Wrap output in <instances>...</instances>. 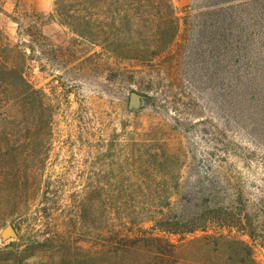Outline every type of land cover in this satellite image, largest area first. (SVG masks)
Wrapping results in <instances>:
<instances>
[{"label": "rangeland", "instance_id": "374dc122", "mask_svg": "<svg viewBox=\"0 0 264 264\" xmlns=\"http://www.w3.org/2000/svg\"><path fill=\"white\" fill-rule=\"evenodd\" d=\"M55 2L0 0V69L26 72L0 75V264H96L94 195L162 191L143 155L157 148L178 152L190 187L245 184L256 237L217 232L264 264V0H97L61 4L62 19ZM8 224L19 239L3 242ZM200 236L173 264H245L204 254Z\"/></svg>", "mask_w": 264, "mask_h": 264}, {"label": "trees", "instance_id": "16d2710c", "mask_svg": "<svg viewBox=\"0 0 264 264\" xmlns=\"http://www.w3.org/2000/svg\"><path fill=\"white\" fill-rule=\"evenodd\" d=\"M94 1L97 0H56L55 13L62 19L64 10L60 8L61 4L74 6ZM235 1L239 0H219V9L230 7ZM121 13L122 9L117 7L115 14ZM130 29L126 22L122 27H116L118 34ZM122 43L127 44L124 39ZM116 44L119 45L118 42ZM25 73V65L0 69V75L6 74L21 81H25ZM148 105L152 103L148 102ZM226 149L220 150L229 158L230 151ZM143 155L150 156L158 163L162 173L157 184L162 191L129 196L110 195L106 191L94 195L97 203L93 236L96 239V264H122L126 261L132 264H173L180 243L186 237L199 233L202 236L191 240L200 242L199 249L204 254L219 256L220 252L230 259L237 257L245 264H256L254 249L249 242L217 232L219 226L239 227L250 238L256 237L257 214L245 184L241 181L223 184L219 175L209 178L199 175L190 187V181H186L182 174L185 162L171 161L178 155L177 151L157 148ZM150 169L149 165L145 170ZM98 182L101 189L107 188V182ZM147 224L150 226L146 227ZM260 229L264 231L262 223ZM176 237L178 241L174 240ZM90 252V249L83 250L87 263Z\"/></svg>", "mask_w": 264, "mask_h": 264}, {"label": "water", "instance_id": "95a60500", "mask_svg": "<svg viewBox=\"0 0 264 264\" xmlns=\"http://www.w3.org/2000/svg\"><path fill=\"white\" fill-rule=\"evenodd\" d=\"M2 241L7 242L10 239H19V233L13 224H8L1 233Z\"/></svg>", "mask_w": 264, "mask_h": 264}]
</instances>
